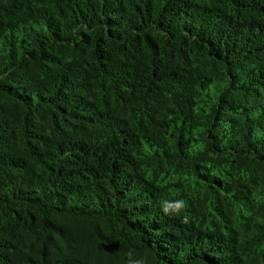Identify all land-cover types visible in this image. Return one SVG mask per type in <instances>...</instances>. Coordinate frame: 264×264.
Instances as JSON below:
<instances>
[{
  "label": "trees",
  "instance_id": "16d2710c",
  "mask_svg": "<svg viewBox=\"0 0 264 264\" xmlns=\"http://www.w3.org/2000/svg\"><path fill=\"white\" fill-rule=\"evenodd\" d=\"M129 251L264 264V0H0V264Z\"/></svg>",
  "mask_w": 264,
  "mask_h": 264
},
{
  "label": "clouds",
  "instance_id": "9594fccd",
  "mask_svg": "<svg viewBox=\"0 0 264 264\" xmlns=\"http://www.w3.org/2000/svg\"><path fill=\"white\" fill-rule=\"evenodd\" d=\"M161 211L164 215H180L186 208V201L183 198L176 199H165L160 204ZM189 217L184 216L182 218V223H188ZM126 264H145L144 259H135L131 251L127 253Z\"/></svg>",
  "mask_w": 264,
  "mask_h": 264
}]
</instances>
